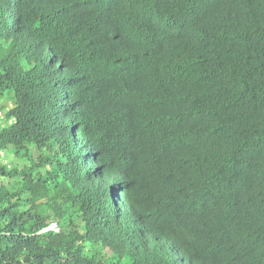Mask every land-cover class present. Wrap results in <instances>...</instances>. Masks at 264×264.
Instances as JSON below:
<instances>
[{
    "label": "trees",
    "instance_id": "trees-1",
    "mask_svg": "<svg viewBox=\"0 0 264 264\" xmlns=\"http://www.w3.org/2000/svg\"><path fill=\"white\" fill-rule=\"evenodd\" d=\"M0 104V264H264V0H0Z\"/></svg>",
    "mask_w": 264,
    "mask_h": 264
},
{
    "label": "built area",
    "instance_id": "built-area-1",
    "mask_svg": "<svg viewBox=\"0 0 264 264\" xmlns=\"http://www.w3.org/2000/svg\"><path fill=\"white\" fill-rule=\"evenodd\" d=\"M7 113L8 111L2 109L0 104V131L13 124L12 118L7 117ZM0 155L3 156L4 152H0Z\"/></svg>",
    "mask_w": 264,
    "mask_h": 264
},
{
    "label": "rangeland",
    "instance_id": "rangeland-1",
    "mask_svg": "<svg viewBox=\"0 0 264 264\" xmlns=\"http://www.w3.org/2000/svg\"><path fill=\"white\" fill-rule=\"evenodd\" d=\"M4 100V99H3ZM5 101V100H4ZM3 101V102H4ZM7 159L9 160V163L10 164H13L14 162H16L17 161V158L15 157V155H14V153L12 152V151H8L7 152ZM0 183H3V184H5V185H8L9 184V180H4V179H1L0 178ZM89 248V247H88ZM90 250H91V248H90Z\"/></svg>",
    "mask_w": 264,
    "mask_h": 264
},
{
    "label": "clouds",
    "instance_id": "clouds-1",
    "mask_svg": "<svg viewBox=\"0 0 264 264\" xmlns=\"http://www.w3.org/2000/svg\"><path fill=\"white\" fill-rule=\"evenodd\" d=\"M9 113V112H8ZM10 118V117H9ZM9 127V126H8ZM7 127V128H8ZM6 129V128H5ZM4 130V129H3ZM2 130V131H3ZM49 230H52V231H56V232H59V230H58V228H57V225L56 224H52V225H50V227H48V228H46V229H44L43 231L45 232V231H49Z\"/></svg>",
    "mask_w": 264,
    "mask_h": 264
}]
</instances>
